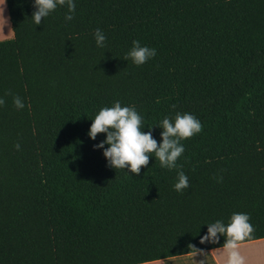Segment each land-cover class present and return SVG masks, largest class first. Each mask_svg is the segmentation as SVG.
Masks as SVG:
<instances>
[{"label": "trees", "instance_id": "1", "mask_svg": "<svg viewBox=\"0 0 264 264\" xmlns=\"http://www.w3.org/2000/svg\"><path fill=\"white\" fill-rule=\"evenodd\" d=\"M74 3L72 20L64 5L35 25L32 0H6L14 37L0 41V264H143L220 248L223 237H200L234 212L253 225L240 243L263 239L264 0ZM134 40L156 55L126 59ZM117 100L158 145L165 116L199 119L176 161L186 189L173 188L178 169L154 153L135 174L94 149L105 134L89 138L91 119Z\"/></svg>", "mask_w": 264, "mask_h": 264}, {"label": "clouds", "instance_id": "2", "mask_svg": "<svg viewBox=\"0 0 264 264\" xmlns=\"http://www.w3.org/2000/svg\"><path fill=\"white\" fill-rule=\"evenodd\" d=\"M5 0H0V6L4 5ZM34 11L31 20L35 25H40L42 18H46L58 6L67 7L65 20L70 21L75 11L74 0H32ZM3 9L0 7V22L5 27L8 20L2 15ZM11 28L9 27V30ZM94 39L98 47H103L106 37L102 30L97 28L94 32ZM156 55V49L147 45L141 46L138 40L132 42V47L126 53V59L130 58L135 65H143L147 60ZM4 100L0 98V105ZM13 103L18 109L25 107L24 102L19 96H14ZM87 135L93 141L97 140L99 133H104V139L93 145L94 149H101L106 158L107 165L114 169H127V173L139 174L141 166L148 165L149 158L154 153V157L159 160L162 168H177L176 180L173 188L180 192L188 187V177L179 170L176 164L177 159L184 152V145L181 141L192 137L201 131V122L191 113L181 114L177 112L174 119L168 116L162 118L156 126L161 127V140L158 142L152 136L151 130L145 132L141 128L142 117L134 106L121 105L120 101H115L110 107H102L91 119ZM151 129V127H149ZM107 145V147H105ZM17 149L20 148L16 144ZM207 231L200 237V243L219 242L223 237V244L220 249L223 253L220 258L222 264H245V257L239 251L240 242L245 241L253 231V225L247 213L234 212L229 217L228 222L217 219L206 223ZM189 247H192L191 245ZM195 250L203 253V249ZM207 256L196 260V264H205Z\"/></svg>", "mask_w": 264, "mask_h": 264}, {"label": "crops", "instance_id": "3", "mask_svg": "<svg viewBox=\"0 0 264 264\" xmlns=\"http://www.w3.org/2000/svg\"><path fill=\"white\" fill-rule=\"evenodd\" d=\"M3 9L2 15L6 16L8 26L5 27L3 22H0V41L11 39L14 37L13 30L9 19L6 0L4 5L0 6ZM8 27L11 29L8 30ZM7 34V35H4ZM239 251L245 257V264H264V238L240 243ZM223 253L220 249L204 250L203 253L185 254L181 256L169 257L157 261L146 262L143 264H196V260L203 259L207 256L205 264H222L221 257Z\"/></svg>", "mask_w": 264, "mask_h": 264}, {"label": "rangeland", "instance_id": "4", "mask_svg": "<svg viewBox=\"0 0 264 264\" xmlns=\"http://www.w3.org/2000/svg\"><path fill=\"white\" fill-rule=\"evenodd\" d=\"M5 18H6V16H5ZM8 30H9V27H8ZM4 35H7V34H4Z\"/></svg>", "mask_w": 264, "mask_h": 264}]
</instances>
